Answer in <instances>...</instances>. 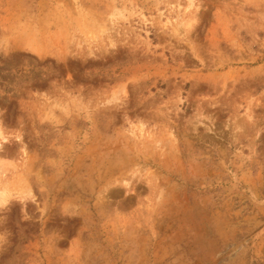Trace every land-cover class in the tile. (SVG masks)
Here are the masks:
<instances>
[{
	"label": "rangeland",
	"instance_id": "374dc122",
	"mask_svg": "<svg viewBox=\"0 0 264 264\" xmlns=\"http://www.w3.org/2000/svg\"><path fill=\"white\" fill-rule=\"evenodd\" d=\"M0 264H264V0H0Z\"/></svg>",
	"mask_w": 264,
	"mask_h": 264
}]
</instances>
